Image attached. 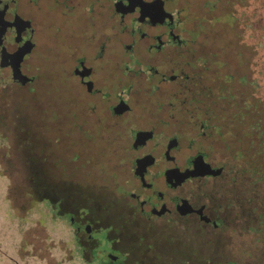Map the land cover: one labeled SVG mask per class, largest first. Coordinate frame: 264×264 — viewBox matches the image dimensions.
Segmentation results:
<instances>
[{"label": "flooded vegetation", "instance_id": "af4514ba", "mask_svg": "<svg viewBox=\"0 0 264 264\" xmlns=\"http://www.w3.org/2000/svg\"><path fill=\"white\" fill-rule=\"evenodd\" d=\"M249 5V0H0V94L32 84L38 94H50L49 104L39 105V116L63 135L48 142L84 143L67 127L89 128L92 121L110 128L106 133L118 144L112 147L116 168L109 200H67L63 209L60 198L55 203L34 198L28 212L17 216L1 189L0 220H10L6 229L12 233L6 235L0 226V264L28 260L25 248L31 242H25L22 231L31 214L40 225L70 228L68 264H174L181 259L264 264V242L261 249L245 246L251 222L264 226V83L259 78L264 15L248 13ZM238 13L259 38L245 45L238 41L234 69L222 49L227 41H216L215 31L219 23L233 27ZM253 46L260 51L257 58L251 56ZM218 75L240 79L245 94L252 84L258 120L218 103V86L225 88L220 95L225 92L232 101L230 83ZM22 76L24 83L14 80ZM192 225L196 232H186ZM170 228L182 232H167ZM99 229L112 243L103 249ZM153 235L174 244L173 253L167 250L173 263L157 261L162 256L146 248L135 254L120 247L123 236L147 240ZM186 235L197 236L198 245L187 239L185 248ZM219 240L228 248L217 247ZM212 242L208 252L200 246ZM55 244L66 247L63 240Z\"/></svg>", "mask_w": 264, "mask_h": 264}, {"label": "rangeland", "instance_id": "374dc122", "mask_svg": "<svg viewBox=\"0 0 264 264\" xmlns=\"http://www.w3.org/2000/svg\"><path fill=\"white\" fill-rule=\"evenodd\" d=\"M249 2L248 13L254 10L256 13L264 15V5L262 6L264 2L262 0H249ZM241 10L238 7L237 11L240 12ZM237 11L234 10L235 13ZM239 14H235L238 16V21H233V27L227 28L223 23H219L217 25L219 27L215 31L216 41H227V43H223L228 55L225 59L228 60V65L229 63L234 65V69L239 66V61L234 56L238 41L243 42L259 38V33L252 29V25L246 26ZM250 50L253 52L251 56L254 55V58L260 54L259 49L255 46L251 47ZM253 74L258 75L257 71ZM259 78L264 83V73L263 76L260 74ZM218 79L223 80V76L218 75ZM29 86L22 89L11 87L8 88V94H0V136L2 137L0 141V191L3 189L6 191V195L11 198L10 203L13 204L14 213L17 216H22L28 212L29 204L34 198L47 197L51 199L52 203H55L56 198H60L63 209L67 208V200L68 202L77 200L78 203L82 204H86L88 198L96 199L99 197L104 201L109 200L113 185L111 173L116 168V157L112 155V147L118 145L117 142H111L112 139L106 133V130L110 128L98 127L92 121L89 123V128L86 125L77 128L70 123L67 128L74 131L72 134L74 137L84 139V143H74L68 139L65 140L68 143H65L63 138L53 139V143L46 141L45 139H49L48 137L63 135V133L58 132L60 128L42 122L41 119L45 117L39 116L41 109L39 105L49 104L50 94L43 93L40 95L34 90L35 84ZM120 91L127 93L128 88H121ZM240 103H244L243 98ZM42 114L47 115V113ZM93 117L95 118V116ZM72 153L74 159H69ZM76 190H78L77 197L74 195ZM84 192L89 193V196ZM41 206L42 210L47 206L50 211L49 205L41 203ZM33 208L38 211L39 205L34 203ZM9 223L10 220L8 219L2 218L0 220V226L4 225L2 227L6 235L12 233V229H6ZM250 225L248 231L250 237L247 238L248 244L245 246L261 249L264 242V226L252 225V222ZM70 231V228L62 229L60 225H58L57 230L51 224L49 226L40 225L34 214L27 216L22 238L25 242L31 243L25 248L28 260L24 264H60L61 262L68 264L65 260L69 257L68 252L73 247ZM167 232H182V230L170 228ZM186 232L195 233L194 225L189 226ZM96 236L100 240L101 249L105 248L107 244H112L110 243L111 240L107 239L104 229H99ZM183 237L184 245L189 241L187 239L192 240L191 246L198 245L197 236L186 235ZM132 238L123 236L121 249H134L135 254H140V249L146 248L150 255L162 256L161 260H157L161 263L173 260L170 254L173 253L171 248L174 244L171 241H165L157 235H153L147 240ZM60 240L66 243L65 248H62L61 244H55V242L59 243ZM216 243L218 244L217 247L228 248L225 240H219ZM213 245L212 242V244H201L200 246L204 250L206 249L205 252H208V249L214 248ZM184 247L186 248V245ZM123 257L124 254L120 256L122 261ZM134 259V255H130L128 262H132L131 260ZM206 260L209 261V259ZM169 263H173V261ZM174 264H188V260L181 259Z\"/></svg>", "mask_w": 264, "mask_h": 264}, {"label": "trees", "instance_id": "16d2710c", "mask_svg": "<svg viewBox=\"0 0 264 264\" xmlns=\"http://www.w3.org/2000/svg\"><path fill=\"white\" fill-rule=\"evenodd\" d=\"M222 49L224 50L225 47L223 46ZM216 68L218 71H224V69L220 65H216ZM223 79L224 81H227L228 83H230L229 89L232 90V101L229 98H226L227 96L225 92L220 95V93L223 92L225 88L218 86V89H217L218 95L215 96V99L218 101V103L233 105V110L235 113L237 111L243 110L246 114L250 113L253 116L255 115L256 120H258L259 113L256 111L257 104L256 105L253 104V101H255V99L253 98V96H251L252 84H250L249 86L250 87L249 88L250 95H249V94H245L242 91L244 89L243 88L244 83L240 79L230 78L229 75H225ZM242 98H243L244 103H240ZM237 118L238 116L234 118L235 125H236Z\"/></svg>", "mask_w": 264, "mask_h": 264}, {"label": "water", "instance_id": "95a60500", "mask_svg": "<svg viewBox=\"0 0 264 264\" xmlns=\"http://www.w3.org/2000/svg\"><path fill=\"white\" fill-rule=\"evenodd\" d=\"M16 76H18V75H16ZM22 77L23 78L14 77V80L17 81V82H19V83H24L27 80V78L24 77V76H22Z\"/></svg>", "mask_w": 264, "mask_h": 264}]
</instances>
